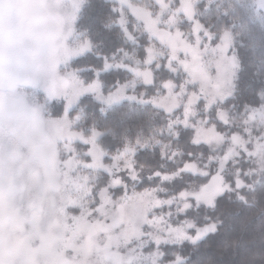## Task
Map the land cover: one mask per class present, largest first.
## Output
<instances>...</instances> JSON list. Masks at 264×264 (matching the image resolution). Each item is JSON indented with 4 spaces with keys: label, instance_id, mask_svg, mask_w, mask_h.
<instances>
[{
    "label": "snow or ice",
    "instance_id": "snow-or-ice-1",
    "mask_svg": "<svg viewBox=\"0 0 264 264\" xmlns=\"http://www.w3.org/2000/svg\"><path fill=\"white\" fill-rule=\"evenodd\" d=\"M214 3L0 0V264H264V0Z\"/></svg>",
    "mask_w": 264,
    "mask_h": 264
},
{
    "label": "trees",
    "instance_id": "trees-1",
    "mask_svg": "<svg viewBox=\"0 0 264 264\" xmlns=\"http://www.w3.org/2000/svg\"><path fill=\"white\" fill-rule=\"evenodd\" d=\"M216 5L220 6V9L228 8L229 0H223V3H221V0H215V3L212 5L213 10H216Z\"/></svg>",
    "mask_w": 264,
    "mask_h": 264
}]
</instances>
